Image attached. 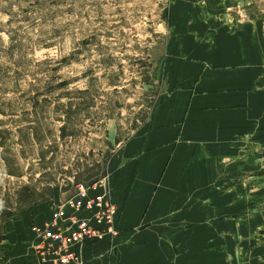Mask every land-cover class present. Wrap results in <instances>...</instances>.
<instances>
[{"label": "rangeland", "instance_id": "1", "mask_svg": "<svg viewBox=\"0 0 264 264\" xmlns=\"http://www.w3.org/2000/svg\"><path fill=\"white\" fill-rule=\"evenodd\" d=\"M196 61L235 70V83L251 78L256 95L235 152L218 158L229 165L219 167L225 182L205 188L219 198H195L191 185L182 216L194 228L234 223L235 256L220 264H250L238 244L264 232V183L254 180L264 178V0H0V264H41L29 229L79 187L104 180L117 201L134 159L128 145L148 131L155 105L193 78L179 64ZM166 180L130 187L147 208H179L169 194L186 185ZM228 191L248 198L228 202ZM117 236L90 255L113 258Z\"/></svg>", "mask_w": 264, "mask_h": 264}, {"label": "crops", "instance_id": "2", "mask_svg": "<svg viewBox=\"0 0 264 264\" xmlns=\"http://www.w3.org/2000/svg\"><path fill=\"white\" fill-rule=\"evenodd\" d=\"M179 68L188 69L187 74L192 72L193 78L181 79L182 84L155 105L146 124L148 131L127 147V153L134 155L132 166L123 168V188L115 187L116 193L113 192L117 200L115 255L94 258L90 255L92 249L104 253L107 240L87 241L80 255L83 264H220L221 254L235 256L234 223L209 226L199 222L201 225L198 223L196 228L189 227L182 212L188 208L190 193H194L191 185L197 189L195 198H219L218 193L205 188L225 182L219 179V167L228 169L229 165H220L218 158L223 153L235 152L237 137L245 134L252 118L256 93L252 91L251 78L235 83L229 77L237 73L235 70L199 69L197 61L180 63ZM148 174L151 177L146 181ZM166 177L174 184L186 185V191L181 188L169 194L170 199L183 201L179 208L176 203L171 207L147 208L132 192L133 187L145 189L142 185L166 183ZM254 180L264 183L263 177ZM256 197L259 196L249 198ZM237 198L246 199L248 195L241 197L227 192L228 202ZM224 210L235 214L230 203ZM193 231L197 234H192ZM253 234L258 239L248 245L245 238L238 247H246V260L250 264H264V232L259 229ZM223 245L234 249L223 252L220 249Z\"/></svg>", "mask_w": 264, "mask_h": 264}, {"label": "built area", "instance_id": "3", "mask_svg": "<svg viewBox=\"0 0 264 264\" xmlns=\"http://www.w3.org/2000/svg\"><path fill=\"white\" fill-rule=\"evenodd\" d=\"M107 187L104 180L89 188L79 187L74 196L53 209L49 222L30 227V235L39 242V263L76 264L87 241L116 236L117 207Z\"/></svg>", "mask_w": 264, "mask_h": 264}]
</instances>
